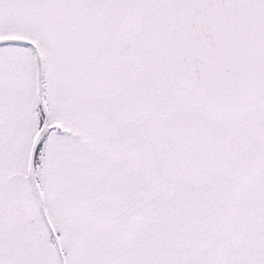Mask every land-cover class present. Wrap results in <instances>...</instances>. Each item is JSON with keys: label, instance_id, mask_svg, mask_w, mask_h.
I'll use <instances>...</instances> for the list:
<instances>
[{"label": "snow or ice", "instance_id": "1", "mask_svg": "<svg viewBox=\"0 0 264 264\" xmlns=\"http://www.w3.org/2000/svg\"><path fill=\"white\" fill-rule=\"evenodd\" d=\"M0 264H264V0H0Z\"/></svg>", "mask_w": 264, "mask_h": 264}]
</instances>
